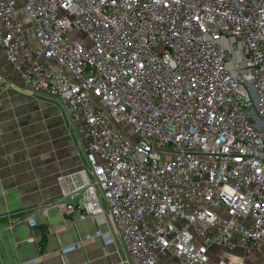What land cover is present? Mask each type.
<instances>
[{
  "label": "built area",
  "instance_id": "1",
  "mask_svg": "<svg viewBox=\"0 0 264 264\" xmlns=\"http://www.w3.org/2000/svg\"><path fill=\"white\" fill-rule=\"evenodd\" d=\"M0 45L24 92L65 105L89 162L66 193L82 201L45 215L101 225L106 201L132 264H264V0H0ZM47 236L63 264L82 247Z\"/></svg>",
  "mask_w": 264,
  "mask_h": 264
},
{
  "label": "crops",
  "instance_id": "2",
  "mask_svg": "<svg viewBox=\"0 0 264 264\" xmlns=\"http://www.w3.org/2000/svg\"><path fill=\"white\" fill-rule=\"evenodd\" d=\"M61 104L65 107L48 95L24 92L19 74L0 45V264H21L38 254L44 261L37 264H63L59 239L47 236L50 226L57 229L62 242L82 243L81 249L68 255V264H132L108 211L104 224L82 220L73 228L69 223L78 219V211L68 214L53 208L48 215L43 213L46 206L62 198L82 201L80 193L66 195L84 175L85 161L74 129L80 142L81 135L61 111ZM31 214L36 215L35 226L25 222ZM99 226L113 231L112 244L99 237L86 239ZM32 233L37 243L28 240ZM163 264L178 261L164 258Z\"/></svg>",
  "mask_w": 264,
  "mask_h": 264
},
{
  "label": "rangeland",
  "instance_id": "3",
  "mask_svg": "<svg viewBox=\"0 0 264 264\" xmlns=\"http://www.w3.org/2000/svg\"><path fill=\"white\" fill-rule=\"evenodd\" d=\"M21 19H22V22H23L25 28H26L27 31H28V35H29V37L31 38V37H32V32H31L30 29H29V23L26 21V19L24 18L23 15L21 16ZM74 37H76V38H78V39H85V36H84V34L82 33L81 30H78V31L75 33V36H74ZM61 105H62V104H61ZM60 108H61V111L65 114V116H66L67 119H68V114H67V112H66L65 107L62 105ZM68 120H69V119H68ZM70 126L73 127L72 124H70ZM73 129H74V128H73ZM74 135H75V138H76L77 146H78V148H79V150H80V154H81L82 158H83L84 161H85V168H84V169H85L87 172H89V170H90V166H89V162H88V160H87L86 152H85V150H84V148H83V146H82V144H81V142H80V140H79L78 134L76 133V130H75V129H74ZM89 176H90V174H89ZM90 177H91V176H90ZM103 205H104V208H105L106 213H107V211H108V206H107L106 201L103 202ZM252 261H253V263H255V264L257 263L256 260H255V257H252Z\"/></svg>",
  "mask_w": 264,
  "mask_h": 264
},
{
  "label": "bare ground",
  "instance_id": "4",
  "mask_svg": "<svg viewBox=\"0 0 264 264\" xmlns=\"http://www.w3.org/2000/svg\"><path fill=\"white\" fill-rule=\"evenodd\" d=\"M84 174V173H83Z\"/></svg>",
  "mask_w": 264,
  "mask_h": 264
}]
</instances>
